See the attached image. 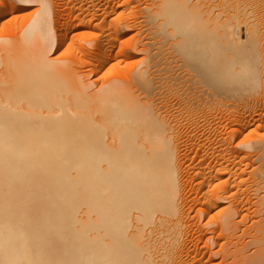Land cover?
Here are the masks:
<instances>
[{"label":"bare ground","instance_id":"obj_1","mask_svg":"<svg viewBox=\"0 0 264 264\" xmlns=\"http://www.w3.org/2000/svg\"><path fill=\"white\" fill-rule=\"evenodd\" d=\"M0 264H264V0H0Z\"/></svg>","mask_w":264,"mask_h":264},{"label":"rangeland","instance_id":"obj_2","mask_svg":"<svg viewBox=\"0 0 264 264\" xmlns=\"http://www.w3.org/2000/svg\"><path fill=\"white\" fill-rule=\"evenodd\" d=\"M52 1L54 2L55 0H52ZM135 3H136V1H135ZM37 8H38V6H32V7L27 8V10H25L24 12L14 13L12 15H8L6 20H13L14 22L17 20V22L19 24L24 23L29 18H31L32 14H34L35 9H37ZM111 20H112V18H109L107 20V23L110 22ZM7 23H13V22L8 21ZM107 23H105L104 25H106ZM129 38H130V36L126 37V39H129ZM68 39H70V37H68ZM69 44H70V42L67 43V45H69ZM54 56L52 55V57H54ZM140 58H142V57L137 58V60H140ZM190 215L193 217L195 215V211H191Z\"/></svg>","mask_w":264,"mask_h":264}]
</instances>
